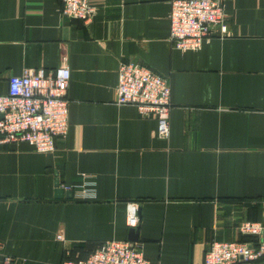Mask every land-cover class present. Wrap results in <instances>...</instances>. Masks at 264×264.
I'll use <instances>...</instances> for the list:
<instances>
[{"label":"crops","instance_id":"crops-1","mask_svg":"<svg viewBox=\"0 0 264 264\" xmlns=\"http://www.w3.org/2000/svg\"><path fill=\"white\" fill-rule=\"evenodd\" d=\"M93 20L61 15V0H0V95L25 70L71 71L69 133L56 150L0 148V251L12 264H63L108 241L139 240L153 264H203L213 241L264 225V0H224L201 50L170 38V0H90ZM170 81V137L155 117L116 104L122 63ZM95 183L96 199L58 198ZM65 192V191H64ZM68 193V192H65Z\"/></svg>","mask_w":264,"mask_h":264},{"label":"built area","instance_id":"built-area-1","mask_svg":"<svg viewBox=\"0 0 264 264\" xmlns=\"http://www.w3.org/2000/svg\"><path fill=\"white\" fill-rule=\"evenodd\" d=\"M61 15L89 23L97 13L90 0H61ZM170 38L173 49L180 52L199 51L220 26L227 33L224 0H170ZM70 69L63 64L54 72L25 70L9 80L6 95H0V148L25 142L37 152L56 150V140L69 133L68 90ZM116 104L133 106L145 117H155L157 135L170 137L172 110L170 81L151 68L138 63H122L118 72ZM81 201L96 199L95 183L83 186H59ZM139 204H129L127 226L140 225ZM241 236L248 241H213L205 253L203 264H251L264 258V225L242 223ZM13 259L0 251V264H12ZM63 264H153L136 242L108 241L98 246L86 259L65 261Z\"/></svg>","mask_w":264,"mask_h":264},{"label":"water","instance_id":"water-1","mask_svg":"<svg viewBox=\"0 0 264 264\" xmlns=\"http://www.w3.org/2000/svg\"><path fill=\"white\" fill-rule=\"evenodd\" d=\"M57 197L58 198H69L72 199L73 198V193L72 192H68L65 193L63 190H58L57 192ZM139 240V230L138 229H131L130 230V236H129V241L131 242H137Z\"/></svg>","mask_w":264,"mask_h":264},{"label":"trees","instance_id":"trees-1","mask_svg":"<svg viewBox=\"0 0 264 264\" xmlns=\"http://www.w3.org/2000/svg\"><path fill=\"white\" fill-rule=\"evenodd\" d=\"M248 240H249V238H243L241 241H248ZM96 248H93L84 257H81L79 259H86ZM79 259H77V260H79ZM251 264H264V258L261 261H259V262L251 263Z\"/></svg>","mask_w":264,"mask_h":264}]
</instances>
